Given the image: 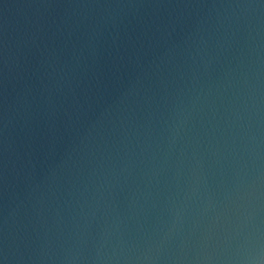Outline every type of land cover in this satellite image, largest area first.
<instances>
[{
    "label": "water",
    "instance_id": "obj_1",
    "mask_svg": "<svg viewBox=\"0 0 264 264\" xmlns=\"http://www.w3.org/2000/svg\"><path fill=\"white\" fill-rule=\"evenodd\" d=\"M0 264H264V0H0Z\"/></svg>",
    "mask_w": 264,
    "mask_h": 264
}]
</instances>
